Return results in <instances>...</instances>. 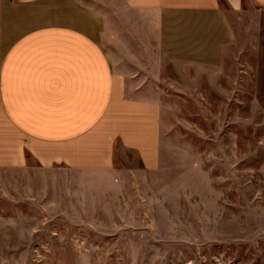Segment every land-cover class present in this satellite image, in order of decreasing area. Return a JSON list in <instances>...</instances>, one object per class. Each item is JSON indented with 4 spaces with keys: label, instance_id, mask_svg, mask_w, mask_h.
I'll list each match as a JSON object with an SVG mask.
<instances>
[{
    "label": "crops",
    "instance_id": "obj_1",
    "mask_svg": "<svg viewBox=\"0 0 264 264\" xmlns=\"http://www.w3.org/2000/svg\"><path fill=\"white\" fill-rule=\"evenodd\" d=\"M241 1L0 0V173L42 224L103 212L158 169L165 71L218 70Z\"/></svg>",
    "mask_w": 264,
    "mask_h": 264
},
{
    "label": "rangeland",
    "instance_id": "obj_2",
    "mask_svg": "<svg viewBox=\"0 0 264 264\" xmlns=\"http://www.w3.org/2000/svg\"><path fill=\"white\" fill-rule=\"evenodd\" d=\"M226 12L218 70L167 67L159 167L119 202L42 224L0 173V264H264V11Z\"/></svg>",
    "mask_w": 264,
    "mask_h": 264
}]
</instances>
